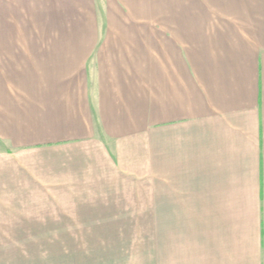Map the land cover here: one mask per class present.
I'll list each match as a JSON object with an SVG mask.
<instances>
[{"label": "crops", "instance_id": "crops-1", "mask_svg": "<svg viewBox=\"0 0 264 264\" xmlns=\"http://www.w3.org/2000/svg\"><path fill=\"white\" fill-rule=\"evenodd\" d=\"M264 264V0H0V260Z\"/></svg>", "mask_w": 264, "mask_h": 264}, {"label": "rangeland", "instance_id": "rangeland-1", "mask_svg": "<svg viewBox=\"0 0 264 264\" xmlns=\"http://www.w3.org/2000/svg\"><path fill=\"white\" fill-rule=\"evenodd\" d=\"M36 247L37 245L15 244L9 253V259L0 260V264H36L37 256L31 253Z\"/></svg>", "mask_w": 264, "mask_h": 264}]
</instances>
